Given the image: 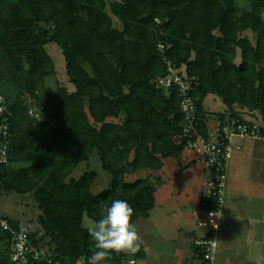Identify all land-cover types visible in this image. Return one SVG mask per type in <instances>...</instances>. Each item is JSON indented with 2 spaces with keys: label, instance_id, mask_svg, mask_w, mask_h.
Returning a JSON list of instances; mask_svg holds the SVG:
<instances>
[{
  "label": "trees",
  "instance_id": "16d2710c",
  "mask_svg": "<svg viewBox=\"0 0 264 264\" xmlns=\"http://www.w3.org/2000/svg\"><path fill=\"white\" fill-rule=\"evenodd\" d=\"M50 43L60 47L74 90L68 83L46 90L56 72ZM164 58L194 81L202 135L209 134L208 95L225 105L216 113L220 127L244 113L264 120V0H0V95L12 112L0 196L31 197L38 228L11 223L55 261L86 264L91 239L83 218L98 219L102 202L127 200L133 222L149 217L161 180L126 176L160 170L186 150L178 91L154 81L166 74ZM31 107L40 118L29 115ZM94 153L110 176L98 194L95 170L73 176ZM204 199L206 210L216 207ZM125 255L113 253L105 264H128ZM0 264H12L1 230Z\"/></svg>",
  "mask_w": 264,
  "mask_h": 264
},
{
  "label": "crops",
  "instance_id": "0c3cea01",
  "mask_svg": "<svg viewBox=\"0 0 264 264\" xmlns=\"http://www.w3.org/2000/svg\"><path fill=\"white\" fill-rule=\"evenodd\" d=\"M209 97L212 101L218 98L208 95L206 99ZM206 99L208 129L216 131L221 125L216 117L218 112L206 108ZM243 117L257 122L263 120L261 115L244 113ZM234 144L238 148L228 164L216 264H264V138H235ZM178 164L180 174L188 170L192 173L178 176V170H174V176L159 178L161 184L156 189V192L159 189V203L155 192V206L149 217L134 222L142 244L136 253H131L128 264H137L133 256L139 252L142 253L141 264H202L195 241L208 234L204 215L208 206L204 199L208 172L205 168L202 172L192 169L194 160ZM91 191L95 194L93 185ZM10 219L30 230L38 228L35 223Z\"/></svg>",
  "mask_w": 264,
  "mask_h": 264
},
{
  "label": "built area",
  "instance_id": "2783aa9c",
  "mask_svg": "<svg viewBox=\"0 0 264 264\" xmlns=\"http://www.w3.org/2000/svg\"><path fill=\"white\" fill-rule=\"evenodd\" d=\"M162 50V46L159 45ZM166 74L154 79L157 86L162 88L174 87L180 97V112L185 117L186 125L181 138L186 141V149L196 152L203 161L208 172L205 183V196L213 199L216 207L205 210L204 215L208 227V234L203 239H197L195 245L199 248L203 264H216L219 247L220 218L210 216V212L218 211L225 200L228 179V164L238 148L234 144L235 138H264V120L251 121L244 117H230L216 131H210L207 136L197 130L196 99L192 96L194 81L180 71L167 58H164ZM30 116L40 118L34 107L28 110ZM12 112L6 105L5 98L0 95V165L9 162V137ZM198 213V211H194ZM214 225H218L215 227ZM0 230L7 234L9 254L12 264H28L30 260L45 259L49 264H62L55 261L46 249L38 247L30 240L24 228L17 229L11 219L0 211ZM210 240H214L212 243ZM134 263V261H130Z\"/></svg>",
  "mask_w": 264,
  "mask_h": 264
},
{
  "label": "rangeland",
  "instance_id": "374dc122",
  "mask_svg": "<svg viewBox=\"0 0 264 264\" xmlns=\"http://www.w3.org/2000/svg\"><path fill=\"white\" fill-rule=\"evenodd\" d=\"M106 1L108 4H110L116 0H106ZM112 17L114 20V26L121 27L120 21L115 16ZM248 35L251 38H253V35L251 33H248ZM46 49L50 54L51 58L53 59L56 72L53 76L46 78L45 88L47 91H53L58 86V84L68 83L67 80L68 77L65 72V59L60 47H58L56 44L50 43L46 46ZM238 61L239 59H237V62ZM67 85L69 89L71 90L75 89L73 84L68 83ZM205 106L206 108L210 109V112H219L225 109V105L222 103V101L219 98H217L216 101H212L210 97L207 98L205 101ZM189 160L190 161L194 160V164L191 167L192 169L200 172L204 171V164L203 161L200 159L199 155L190 149H186L184 153L181 155V157H179L178 159L168 158L163 160V166L160 170L142 169L133 174L127 175L126 180L129 182H133L137 179L148 178L152 182H155L157 178L165 179L174 176L173 175L174 170L176 171L178 170L177 172L178 176H184L189 173H192V171L188 170V172L180 174L178 163L185 164ZM88 168L95 170L98 174L95 182L93 183V192L97 194L108 186V183L110 181V176L107 172H105L101 168V164L96 153H94V155L91 157L88 163L87 162L80 163L77 166V168L74 170L73 176L76 178L80 177ZM156 199H157V203H159V189L156 192ZM157 208L158 207H156V209ZM0 211H2L9 218L10 217L19 218L25 224H29L31 222L37 225L35 220L37 218V214L39 210L36 208L35 203L33 202V200L29 195L20 196L13 192L4 193L0 197ZM89 220L91 219L85 216L83 223L84 226ZM125 256L126 258L132 257L131 253H126ZM133 257L136 259L137 264H141L140 257L139 258H137L136 256Z\"/></svg>",
  "mask_w": 264,
  "mask_h": 264
},
{
  "label": "clouds",
  "instance_id": "9594fccd",
  "mask_svg": "<svg viewBox=\"0 0 264 264\" xmlns=\"http://www.w3.org/2000/svg\"><path fill=\"white\" fill-rule=\"evenodd\" d=\"M134 214L127 200L114 199L110 204L101 203L99 218L89 220L85 225L91 239L86 264H105L113 253L134 254L140 249L142 238L133 222ZM209 215L221 217L222 213L214 211Z\"/></svg>",
  "mask_w": 264,
  "mask_h": 264
}]
</instances>
